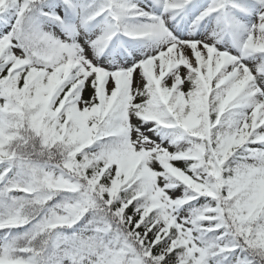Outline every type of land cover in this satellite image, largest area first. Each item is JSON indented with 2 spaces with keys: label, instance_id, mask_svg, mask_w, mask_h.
<instances>
[{
  "label": "snow or ice",
  "instance_id": "6c2138e0",
  "mask_svg": "<svg viewBox=\"0 0 264 264\" xmlns=\"http://www.w3.org/2000/svg\"><path fill=\"white\" fill-rule=\"evenodd\" d=\"M0 264H264V0H0Z\"/></svg>",
  "mask_w": 264,
  "mask_h": 264
}]
</instances>
